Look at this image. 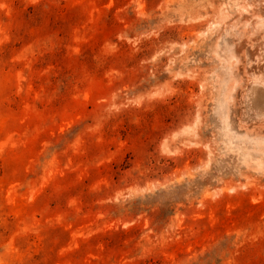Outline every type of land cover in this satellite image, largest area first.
Instances as JSON below:
<instances>
[{
	"label": "rangeland",
	"instance_id": "374dc122",
	"mask_svg": "<svg viewBox=\"0 0 264 264\" xmlns=\"http://www.w3.org/2000/svg\"><path fill=\"white\" fill-rule=\"evenodd\" d=\"M0 264H264V0H0Z\"/></svg>",
	"mask_w": 264,
	"mask_h": 264
}]
</instances>
